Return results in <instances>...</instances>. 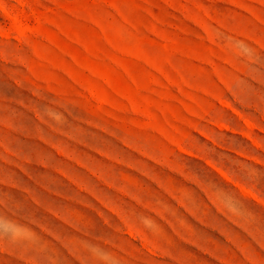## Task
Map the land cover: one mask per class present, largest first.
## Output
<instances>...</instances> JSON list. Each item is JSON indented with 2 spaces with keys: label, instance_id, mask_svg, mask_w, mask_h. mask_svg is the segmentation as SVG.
I'll return each mask as SVG.
<instances>
[{
  "label": "rangeland",
  "instance_id": "obj_1",
  "mask_svg": "<svg viewBox=\"0 0 264 264\" xmlns=\"http://www.w3.org/2000/svg\"><path fill=\"white\" fill-rule=\"evenodd\" d=\"M0 264H264V0H0Z\"/></svg>",
  "mask_w": 264,
  "mask_h": 264
},
{
  "label": "bare ground",
  "instance_id": "obj_2",
  "mask_svg": "<svg viewBox=\"0 0 264 264\" xmlns=\"http://www.w3.org/2000/svg\"><path fill=\"white\" fill-rule=\"evenodd\" d=\"M19 29V28H18ZM22 31V30H21Z\"/></svg>",
  "mask_w": 264,
  "mask_h": 264
}]
</instances>
